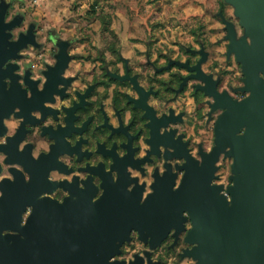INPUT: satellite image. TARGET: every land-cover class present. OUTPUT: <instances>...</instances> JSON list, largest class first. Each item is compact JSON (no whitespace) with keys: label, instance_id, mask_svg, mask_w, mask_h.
I'll return each mask as SVG.
<instances>
[{"label":"clouds","instance_id":"9594fccd","mask_svg":"<svg viewBox=\"0 0 264 264\" xmlns=\"http://www.w3.org/2000/svg\"><path fill=\"white\" fill-rule=\"evenodd\" d=\"M0 16L2 24L10 26L5 27L10 43L31 37L0 66V70L18 66L13 75L29 99L33 91L28 81L44 92L49 73L60 65L61 54L67 57L58 91L44 101V108L52 111L45 116L40 109L33 110L31 116L38 122L29 123L19 115L22 109L14 108L2 120L5 131L0 134V146L6 147L23 127L26 134L17 150L22 153L30 147L35 160L51 155L58 143L52 132L68 128L70 110L83 103L85 106L75 111L73 123L82 131L65 136V140L74 148L86 142L81 143L80 152L60 154L59 162L69 171L52 169L48 180L73 184L78 178L83 190L91 177L98 189L93 204L104 196L105 188L103 178L88 171L89 166L103 164L113 182L120 180V172L113 170L115 158L102 153V145L107 151L115 147L121 159L130 155V148L125 146L131 145L133 159L142 163L139 167L127 166L131 181L127 191L142 186L141 204L155 194L157 176L163 178L169 171L175 176L172 191L181 189L188 157L169 158L168 154H174L176 149L164 144L159 146L158 154L154 151L149 110L156 120H168L159 128V134H171L186 145L188 155L202 166L204 156L217 148V125L228 111L215 107L216 96L206 90L209 80L217 94H227L236 102L253 95L242 91L247 87L244 65L231 51L230 25L238 40L245 38L247 31L231 0H0ZM246 42L250 47L254 44L251 36ZM259 76L264 79V72ZM4 82L11 89L12 78L6 77ZM29 125L33 126L31 130ZM247 132L244 126L237 135L243 137ZM231 151L229 146L219 154L215 163L218 170L211 180V186H222L220 195L229 204L233 201L229 189L235 185L236 162L234 156L228 155ZM81 153L91 155L81 159ZM102 157L111 159L105 161ZM13 170L31 183L32 174L25 166L12 162L9 154L0 150V185L6 181L15 183ZM71 196L70 191L58 187L42 193L40 199L62 205ZM4 198L5 190L0 187V200ZM34 212V205L25 207L20 227L28 225ZM182 215L186 218L185 230L179 232L172 227L157 244L139 229H131L124 241H117L119 252L109 256L107 264H200L186 255L198 244L187 242L195 225L188 210ZM2 235L24 238L11 229H5ZM77 248L73 246L74 251Z\"/></svg>","mask_w":264,"mask_h":264},{"label":"water","instance_id":"95a60500","mask_svg":"<svg viewBox=\"0 0 264 264\" xmlns=\"http://www.w3.org/2000/svg\"><path fill=\"white\" fill-rule=\"evenodd\" d=\"M231 2L247 30L246 37L238 40L230 25L231 51L244 65L247 87L242 91L253 95L236 102L227 94H217L209 80L206 90L216 96L215 107L228 109L217 125V148L204 156L202 166L187 153L178 156L188 157L184 166L187 175L181 189L172 191L173 198L161 201L160 208L166 211L161 219L173 218L174 224H180L183 211L188 210L195 225L189 237L195 236L200 246L203 241L206 243L210 264H264V79L259 76L264 72V0ZM0 27V38L5 39V27L10 26L2 24V16ZM247 36L253 38L251 47ZM26 38L11 48L18 50ZM4 45H0V54ZM1 62L0 66L5 58ZM0 88L3 90L4 84ZM12 111V106L0 102V134L5 131L3 118ZM244 126L247 134L238 136ZM229 146L232 151L228 155L236 158L235 185L229 189L231 204L220 195L222 186H211L219 154ZM1 150L9 154L12 162L23 164L32 174V181L26 183L23 174L13 170L15 183L6 181L0 185L5 190V198L0 200V264H107L108 257L119 252L117 241H124L131 229H138V219L142 218L137 212L142 208L139 200L115 196L112 193H121L116 190H106L95 204L84 198L67 199L62 205L52 199H40L42 193L56 187L47 178L48 170L42 172V159H32L30 165L13 160L11 148ZM29 204L35 206V212L22 228L21 213ZM5 229L18 231L24 238L4 236ZM74 245H78L75 251Z\"/></svg>","mask_w":264,"mask_h":264},{"label":"flooded vegetation","instance_id":"af4514ba","mask_svg":"<svg viewBox=\"0 0 264 264\" xmlns=\"http://www.w3.org/2000/svg\"><path fill=\"white\" fill-rule=\"evenodd\" d=\"M1 30V27H0ZM31 37H27L25 42H28ZM4 45V48H1V54H0V63L3 61L5 58V62L9 59L14 57L17 54L18 50H13L11 46L14 43L9 42V37L7 36L5 39L0 38V45ZM66 55L61 54L60 56V65L52 70L49 73V84L44 92H39L36 89V83L28 81L32 91H33V97L29 99L27 97L26 91L20 87V85L16 82L18 77L13 75V71L15 67L18 66H9L7 70H0V78L3 76V78L0 80V87L1 85L4 84V89L0 88V102H5L6 106H12L13 110L17 106H19L22 109V112L19 115H22L26 118V122L29 123H37L38 121L34 120V118L31 116V112L35 109H40L45 113V116L49 114L52 110L44 108V101L49 100L52 98L53 93L58 91L57 84L61 83V78H60V72L63 68L64 63L66 62ZM4 62V63H5ZM3 63V64H4ZM2 64V65H3ZM6 77H11L13 80V84L11 89H8L7 85L5 84V78ZM141 105L143 106L144 102H140ZM85 105L82 103L78 105L76 108L73 110H70L69 112V117H68V128H61L59 131H54L52 132L53 137L58 141V143L54 146L53 151L51 155L47 156H42V172L43 169L48 170V174L50 170L52 169H60L61 171H69L62 163L59 162L58 156L60 154H63L65 152L68 153H74V152H80V146L81 143H85L86 141H82L77 144V146L74 148L72 147L66 140L65 136L71 135L75 131H82V130H77L73 127L74 120L76 119L74 113L78 108H82ZM83 111V109H81ZM148 115L152 117V124L150 127L153 129V139L150 141V143L153 144L154 151L156 153H159V146L161 144H164L169 147H175L176 152L169 153V158H171L173 155L179 156V155H185L187 152L186 145L183 143H180L172 138L171 134L167 135H160L159 134V128L163 125H166L168 123L167 119L164 120H156L154 113L149 110ZM33 126L29 125V129L31 130ZM46 131H51V129H48ZM25 130L22 127L18 135L10 139L9 144L6 146V148H11L12 152V159L13 160H21L25 161L26 163L31 165V160L33 159L31 157V148H27L24 152H19L18 149V144L20 141L24 138L25 136ZM5 146H0L1 148H4ZM125 147L130 148V155L121 159L116 153H115V147L111 151H107L105 147L102 145L100 147V151L104 153L106 156H113L115 158V164L113 165V170H118L120 172V180L118 182H113L111 173L106 172L104 169L103 164H101L99 167L92 168L91 166L88 167V171H91L94 174H98L103 178V187L106 190L110 191H121V193H112L115 196H120L126 199H133V200H139L141 198V194L143 192V187L138 186L134 191L128 192L127 191V186L131 181L129 180L128 173L126 171L128 165H133L135 167H139L140 163L142 162H137L136 160L133 159L131 155V145H126ZM84 155H91L90 153L85 154L81 153V159H83ZM105 161L110 160V157H102ZM35 160V159H34ZM38 161V160H36ZM170 168V166H168ZM179 167V166H178ZM48 178V175H47ZM175 181V176L169 171L168 174H166L163 178H160L157 176V183L153 185L155 189V194L150 196L148 201L144 204L139 203L142 208L137 210V212L142 216L141 219H138L139 221V227L138 229L144 234V237H152L154 244H157L160 242V240L167 234V232L172 228L175 227L179 230V232L184 231V225L186 223V218L183 217V221L180 222V224H177V222L174 224L173 218H165L164 220L161 219L162 214H166V211H163L160 206H161V201L166 200V199H172L173 194L172 193V185ZM53 186L56 188L58 187H64L66 190L70 191L72 193V196L69 197L68 199H72L74 201L78 199H92L98 189L96 186L93 184L91 177L89 180L86 182L87 186L85 189L91 190L90 193H79L78 190L79 188V180L77 178L76 183L69 184L67 182H62V183H53L51 182ZM94 189V190H93ZM54 190V191H55ZM158 191V192H157ZM171 191V192H169ZM62 192V190H61ZM125 192V193H124ZM59 198V197H58ZM172 213V210L170 211V214ZM174 213V211H173ZM152 216H155L152 218ZM170 223V225L168 224ZM178 232V234H179ZM177 234V235H178ZM190 236V234H189ZM187 238V242L189 243H196L198 244V247L194 250L191 251H186V255H190L196 259L199 260L200 264H210L209 261V256H208V250L206 248V243L204 241L202 242V245L200 246L199 242L196 241L195 236ZM202 258H201V257Z\"/></svg>","mask_w":264,"mask_h":264}]
</instances>
